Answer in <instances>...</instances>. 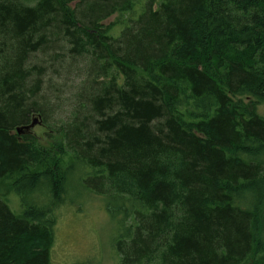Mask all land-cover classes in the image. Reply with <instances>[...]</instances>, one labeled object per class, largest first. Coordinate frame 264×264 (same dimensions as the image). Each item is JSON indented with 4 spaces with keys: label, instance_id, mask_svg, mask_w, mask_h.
<instances>
[{
    "label": "trees",
    "instance_id": "1",
    "mask_svg": "<svg viewBox=\"0 0 264 264\" xmlns=\"http://www.w3.org/2000/svg\"><path fill=\"white\" fill-rule=\"evenodd\" d=\"M139 1L0 0V264H51L73 178L119 202L120 264H264V0H147L101 29ZM64 45L89 63L56 132ZM33 113L52 145L10 134Z\"/></svg>",
    "mask_w": 264,
    "mask_h": 264
},
{
    "label": "rangeland",
    "instance_id": "2",
    "mask_svg": "<svg viewBox=\"0 0 264 264\" xmlns=\"http://www.w3.org/2000/svg\"><path fill=\"white\" fill-rule=\"evenodd\" d=\"M22 1L32 7L37 0ZM146 1L140 0L135 5L134 11L129 14L113 15L106 19L101 23V29L105 31L108 28L110 34L117 35L122 29L123 22L127 18H135L140 4ZM117 22L120 24H116ZM109 26L112 27L109 28ZM56 50V53L63 58L61 60L65 65L63 64V67L59 69L54 67L48 69V80L43 88L54 91L53 98L46 109L48 114L45 123L50 130L58 132L64 130L62 127L71 118L74 99L81 89L89 62L68 59L65 45L62 51L59 52V48ZM40 57L36 58L40 59ZM257 110L258 114L264 118V105H259ZM35 114H31L29 120L37 118ZM33 134L45 140L43 144L46 143V146L52 145L55 141L53 139L49 141L42 126H35ZM88 193L81 181L76 182L74 178L70 181L65 201L57 211L59 217L54 228V242L50 251L51 264H120L113 246V241L118 236L120 217L111 215L107 211L118 207L119 202L109 200L106 196H93ZM7 199L11 211L18 215L20 206L17 197L9 194ZM125 222V225L129 226L131 221Z\"/></svg>",
    "mask_w": 264,
    "mask_h": 264
},
{
    "label": "water",
    "instance_id": "3",
    "mask_svg": "<svg viewBox=\"0 0 264 264\" xmlns=\"http://www.w3.org/2000/svg\"><path fill=\"white\" fill-rule=\"evenodd\" d=\"M35 126H42V120L39 115H37V118H32L28 125L16 127L10 134H16L19 137L32 135Z\"/></svg>",
    "mask_w": 264,
    "mask_h": 264
},
{
    "label": "bare ground",
    "instance_id": "4",
    "mask_svg": "<svg viewBox=\"0 0 264 264\" xmlns=\"http://www.w3.org/2000/svg\"><path fill=\"white\" fill-rule=\"evenodd\" d=\"M74 6H75V2H72V3H70V7L71 8H74ZM33 136H36V135H34V134H32ZM37 137V136H36Z\"/></svg>",
    "mask_w": 264,
    "mask_h": 264
}]
</instances>
